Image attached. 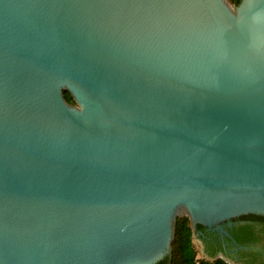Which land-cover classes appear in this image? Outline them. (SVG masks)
Returning a JSON list of instances; mask_svg holds the SVG:
<instances>
[{"label":"water","instance_id":"1","mask_svg":"<svg viewBox=\"0 0 264 264\" xmlns=\"http://www.w3.org/2000/svg\"><path fill=\"white\" fill-rule=\"evenodd\" d=\"M245 214L264 0H0V264H155L180 216L229 262L197 225Z\"/></svg>","mask_w":264,"mask_h":264},{"label":"flooded vegetation","instance_id":"2","mask_svg":"<svg viewBox=\"0 0 264 264\" xmlns=\"http://www.w3.org/2000/svg\"><path fill=\"white\" fill-rule=\"evenodd\" d=\"M221 226L226 233L197 225L196 237L205 254L225 256L233 264H264V219L245 214L224 221Z\"/></svg>","mask_w":264,"mask_h":264},{"label":"trees","instance_id":"3","mask_svg":"<svg viewBox=\"0 0 264 264\" xmlns=\"http://www.w3.org/2000/svg\"><path fill=\"white\" fill-rule=\"evenodd\" d=\"M231 5L236 6L240 0H227ZM65 100L70 104L75 101L68 91H63ZM253 216L264 219V215L252 214ZM199 226V225H198ZM213 256V254H210ZM155 264H229L223 258L218 257L208 260L197 257V250L193 243V231L188 217L180 216L176 220L175 235L171 243V255L166 256Z\"/></svg>","mask_w":264,"mask_h":264},{"label":"rangeland","instance_id":"4","mask_svg":"<svg viewBox=\"0 0 264 264\" xmlns=\"http://www.w3.org/2000/svg\"><path fill=\"white\" fill-rule=\"evenodd\" d=\"M194 245H195V243H194ZM196 247V246H195ZM197 250V249H196ZM197 257H202L201 255H199L198 254V252H197ZM231 264H233L231 261H229Z\"/></svg>","mask_w":264,"mask_h":264}]
</instances>
